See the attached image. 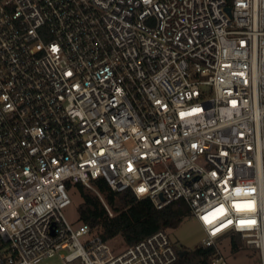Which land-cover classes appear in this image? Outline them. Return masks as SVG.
<instances>
[{"label":"built area","instance_id":"obj_1","mask_svg":"<svg viewBox=\"0 0 264 264\" xmlns=\"http://www.w3.org/2000/svg\"><path fill=\"white\" fill-rule=\"evenodd\" d=\"M99 176L156 208L183 200L208 264H228L232 234L264 264V0H0V264L189 251L164 228L116 250L72 225L68 191L99 195Z\"/></svg>","mask_w":264,"mask_h":264},{"label":"trees","instance_id":"obj_2","mask_svg":"<svg viewBox=\"0 0 264 264\" xmlns=\"http://www.w3.org/2000/svg\"><path fill=\"white\" fill-rule=\"evenodd\" d=\"M99 195L80 182L74 187L81 195L77 205L79 223L94 228L106 241L119 237L124 247L132 245L153 231L176 227L190 215L183 200H176L162 208H156L146 197H137L130 189H112L101 176L91 179ZM70 187L71 183H67ZM106 206L112 212L108 214ZM232 249L237 251L243 241L238 234H232ZM181 252V251H180ZM213 249L198 246L180 255L174 264H208Z\"/></svg>","mask_w":264,"mask_h":264},{"label":"rangeland","instance_id":"obj_3","mask_svg":"<svg viewBox=\"0 0 264 264\" xmlns=\"http://www.w3.org/2000/svg\"><path fill=\"white\" fill-rule=\"evenodd\" d=\"M70 197V203L63 208V214L65 218L74 226L79 224L77 205L81 201V195L79 191L73 187L68 191ZM170 239L176 245L182 244L188 250L197 248L200 244L202 237L204 236L203 230L195 217L189 215L185 217L176 227H170L167 229ZM110 245L116 250L122 249L124 243L119 237L111 239ZM219 252L226 259L228 264H260V255L257 250L245 248L244 244L239 250L232 249V238L223 237L217 241ZM60 252L54 253L52 256L43 258L37 264H62Z\"/></svg>","mask_w":264,"mask_h":264},{"label":"snow or ice","instance_id":"obj_4","mask_svg":"<svg viewBox=\"0 0 264 264\" xmlns=\"http://www.w3.org/2000/svg\"><path fill=\"white\" fill-rule=\"evenodd\" d=\"M141 191H143V189H141ZM233 207L237 211H242V210H245V209L251 210L253 205H252V202L249 201V202H247L244 205L234 204ZM224 215H226V210L224 209L223 206H221V207L217 208L216 210H214L213 212L209 213L208 215L204 216L203 219H204L205 223L212 224L214 221H216L217 219L221 218ZM227 223L231 224L232 221L229 220ZM241 223L253 224V223H255V221H242ZM225 226L226 225H221V227H225ZM218 231H220L219 228L215 229L213 234H215V232H218Z\"/></svg>","mask_w":264,"mask_h":264},{"label":"water","instance_id":"obj_5","mask_svg":"<svg viewBox=\"0 0 264 264\" xmlns=\"http://www.w3.org/2000/svg\"><path fill=\"white\" fill-rule=\"evenodd\" d=\"M226 11H227L228 13H230V8L227 7V8H226ZM186 252H187V250H183V251L180 252V255H183V254H185Z\"/></svg>","mask_w":264,"mask_h":264}]
</instances>
